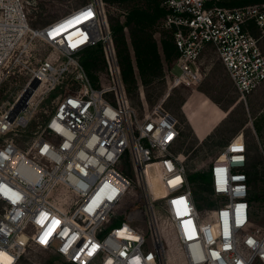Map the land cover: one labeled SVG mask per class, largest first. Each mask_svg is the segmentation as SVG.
Returning a JSON list of instances; mask_svg holds the SVG:
<instances>
[{"label":"built area","instance_id":"1","mask_svg":"<svg viewBox=\"0 0 264 264\" xmlns=\"http://www.w3.org/2000/svg\"><path fill=\"white\" fill-rule=\"evenodd\" d=\"M218 1L161 0L181 69L172 77L176 86L197 87L202 56L211 49L245 98L264 84V3L230 8ZM105 7L103 0H88L33 28L24 0H0V74L29 39L56 50L33 68L30 81L40 83L26 107L15 116L16 103L0 112V138L25 128L66 77L77 84L66 89L28 148L13 137L0 143V253L9 264H19L33 247L52 251L65 264H167L171 234L186 264H264L245 134L231 138L211 162L215 205L203 214L184 158L175 151L180 121L162 105L143 115L133 106ZM98 45L109 77L101 86L82 62V52ZM135 182L145 199L146 230L125 219L112 223Z\"/></svg>","mask_w":264,"mask_h":264},{"label":"rangeland","instance_id":"2","mask_svg":"<svg viewBox=\"0 0 264 264\" xmlns=\"http://www.w3.org/2000/svg\"><path fill=\"white\" fill-rule=\"evenodd\" d=\"M27 6L31 27L37 28L48 24L68 12L70 9L86 3L88 0H24ZM106 15L111 26L115 18L125 19L128 10L134 6H146V0H125L107 2ZM232 8V7H230ZM170 30L165 27L164 19L154 30L161 62L162 74L145 82L139 68L130 37L127 33L128 48L135 70L136 86L127 92L133 106L140 115L152 112L156 106L162 105L175 114L180 121L181 133L176 144L177 156L184 158L187 172H208L211 162L223 146L239 132L246 137L249 164H257L258 179L255 181L254 222L264 229V84L256 91L243 98L236 90L233 81L222 62L211 49L202 56L203 77L199 85L187 87L171 85L172 74H180L181 69L175 65V59L169 62L162 49L163 33ZM22 47V53L13 56L0 74V112L16 103L28 88L32 70L56 50L40 41L29 39ZM118 50V49H117ZM119 57V55H118ZM120 63V59H119ZM121 65V64H120ZM122 69V68H121ZM95 86L109 83L103 53L100 54V66L93 70ZM123 76V74H122ZM124 79V77H123ZM76 88L71 77H66L55 90L45 95L36 108L29 124L17 135L13 132L0 138V143L7 137H13L18 146L28 148L33 142L48 116L53 113L58 100L66 89ZM126 171V170H125ZM131 175V173L129 172ZM256 185V184H255ZM134 188L118 208L112 223L120 224L121 220L147 229V210L144 196L135 182ZM196 195V204L203 214L215 205L213 196L208 192L191 186ZM158 210L162 225L169 231V221L163 211ZM166 243L167 264H186L179 243L169 234ZM65 264L55 253L41 248H30L20 259L19 264ZM253 264H263L256 260Z\"/></svg>","mask_w":264,"mask_h":264},{"label":"trees","instance_id":"3","mask_svg":"<svg viewBox=\"0 0 264 264\" xmlns=\"http://www.w3.org/2000/svg\"><path fill=\"white\" fill-rule=\"evenodd\" d=\"M107 2H118L125 0H106ZM146 6H134L127 11L124 20L115 18L111 21V28L118 49V55L122 68V74L127 84L128 90L136 86L135 70L128 48L127 37L124 28L129 29L130 37L134 47L137 66L145 82L152 77L162 74V62L159 47L154 37V30L168 13L167 8L161 4V0H146ZM264 3V0H219L218 4L224 7H239L248 4ZM170 30V29H169ZM162 49L166 59L171 62L178 56L173 32L170 30L163 33ZM101 46L88 48L82 52V62L86 71L93 82L96 79L93 70L100 66ZM94 83V82H93ZM131 99V98H130ZM257 164L248 168L251 182L256 183L258 179ZM129 173V171H126ZM131 173V172H130ZM187 177L191 186H196L201 190L211 193L210 179L208 172H187ZM194 192V191H193ZM254 195V197H253ZM196 201V195L194 193ZM255 194L251 190V202L254 203ZM68 264V263H67Z\"/></svg>","mask_w":264,"mask_h":264},{"label":"water","instance_id":"4","mask_svg":"<svg viewBox=\"0 0 264 264\" xmlns=\"http://www.w3.org/2000/svg\"><path fill=\"white\" fill-rule=\"evenodd\" d=\"M39 83L40 80L38 78H33L29 82L28 84L29 86L26 89L25 93L22 94V96L19 98V100L16 102L14 106V116L18 114L20 110L26 107L28 98L32 95L33 91L36 89Z\"/></svg>","mask_w":264,"mask_h":264},{"label":"bare ground","instance_id":"5","mask_svg":"<svg viewBox=\"0 0 264 264\" xmlns=\"http://www.w3.org/2000/svg\"><path fill=\"white\" fill-rule=\"evenodd\" d=\"M176 79L173 78L172 80V87L173 86H176V83H175ZM190 87H193V86H190ZM131 100V99H130ZM157 186V179H154L153 180V189L155 190V192H157V190L155 189V187ZM4 260V262H6L7 264L11 263V258H9V256L7 254H5L4 252L3 253H0V260ZM9 262V263H8Z\"/></svg>","mask_w":264,"mask_h":264},{"label":"crops","instance_id":"6","mask_svg":"<svg viewBox=\"0 0 264 264\" xmlns=\"http://www.w3.org/2000/svg\"><path fill=\"white\" fill-rule=\"evenodd\" d=\"M250 166H251V163L249 164V167H248V168H250ZM250 184H251V190L253 191L254 194L257 195V191H256V189H255V187L257 186V183H254V182H251V181H250ZM255 184H256V185H255ZM253 197H254V195H253Z\"/></svg>","mask_w":264,"mask_h":264}]
</instances>
